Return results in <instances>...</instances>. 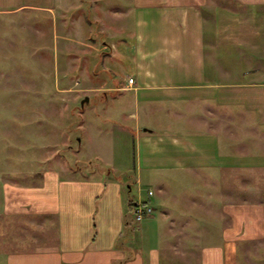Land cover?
<instances>
[{"label":"crops","instance_id":"0c3cea01","mask_svg":"<svg viewBox=\"0 0 264 264\" xmlns=\"http://www.w3.org/2000/svg\"><path fill=\"white\" fill-rule=\"evenodd\" d=\"M21 17L39 29L46 20L58 48L63 28L77 44L87 23L101 36L102 62L131 59L136 76L119 85L96 79V68L89 89L103 94L94 106L100 117L137 123L141 167L247 175L230 182L226 205L212 209L189 199L187 208L164 207L168 200L153 194L165 209L132 231L124 203L131 185L112 169L68 178L53 170L35 187L4 180L0 211L48 217L57 238L50 247L8 252L3 264H251L257 241L264 253V0H0V21ZM114 29L130 37L116 40ZM77 73L92 81L86 70ZM94 114L86 119L92 125Z\"/></svg>","mask_w":264,"mask_h":264},{"label":"rangeland","instance_id":"374dc122","mask_svg":"<svg viewBox=\"0 0 264 264\" xmlns=\"http://www.w3.org/2000/svg\"><path fill=\"white\" fill-rule=\"evenodd\" d=\"M0 22L1 25L6 23V29L0 28V193L4 180L35 187L47 172L53 170L68 178L90 171L106 174L112 169L113 175H121L131 185L124 195L126 210L128 200H137L141 196L147 198L150 189L155 199L168 200L164 207L187 208L189 199L212 209L214 205L221 207L222 203H228L230 182L246 178L247 173L243 171L218 170V167L196 168L194 171L188 168L151 171L148 167H141L138 139L132 137L137 123L129 120L121 125L112 122L108 116L100 117L102 109H94V106L103 94L89 89L95 83L93 71L96 68H99L96 79L112 78L119 85L128 81L129 75L136 76V67L131 59L122 56L102 62L101 36L97 32L92 33L87 23L86 29L83 27L77 37V44L75 40L68 39L71 27L63 28L58 48L52 43L53 28L48 27L46 20L40 29L34 26L35 20L31 17L9 18ZM113 32L119 41L121 36H128L126 30L122 35L119 29ZM21 45L23 51L15 53ZM5 52L9 57L5 58ZM77 69L89 72L92 81L77 77ZM102 70H107V73L110 70L112 77L102 75ZM119 94L126 93L120 91ZM87 97L90 101L82 103ZM95 112L98 115L93 126L86 119ZM121 129H125L124 132ZM222 142L226 141L222 139ZM105 161H112L113 166ZM161 186L165 189L159 193ZM222 192H225L224 196ZM146 201L154 208L152 214L160 217L165 208L157 204L159 201L152 203V197ZM206 208L199 211L207 213ZM144 220L137 222L132 216L131 228L145 224ZM52 222V219L41 215H12L1 210L0 264L4 263L8 252L52 246L57 238ZM201 223L199 221V225ZM131 228L129 230L132 231ZM251 247L255 250V256L251 257L256 259L250 263L256 264L264 254L259 253L260 241ZM166 254L178 255L177 252Z\"/></svg>","mask_w":264,"mask_h":264},{"label":"built area","instance_id":"2783aa9c","mask_svg":"<svg viewBox=\"0 0 264 264\" xmlns=\"http://www.w3.org/2000/svg\"><path fill=\"white\" fill-rule=\"evenodd\" d=\"M129 82L133 83L134 78L130 77ZM153 191L148 190V196L151 197ZM154 212V208L150 205L148 201H139L138 204L134 207L133 216L137 222L143 221L147 216L151 215Z\"/></svg>","mask_w":264,"mask_h":264},{"label":"trees","instance_id":"16d2710c","mask_svg":"<svg viewBox=\"0 0 264 264\" xmlns=\"http://www.w3.org/2000/svg\"><path fill=\"white\" fill-rule=\"evenodd\" d=\"M138 204L135 199H130L127 201V211L125 217V225L131 228V217L133 216L134 207ZM132 229V228H131Z\"/></svg>","mask_w":264,"mask_h":264},{"label":"water","instance_id":"95a60500","mask_svg":"<svg viewBox=\"0 0 264 264\" xmlns=\"http://www.w3.org/2000/svg\"><path fill=\"white\" fill-rule=\"evenodd\" d=\"M86 100H88V98H85L84 100H82V103H84Z\"/></svg>","mask_w":264,"mask_h":264}]
</instances>
